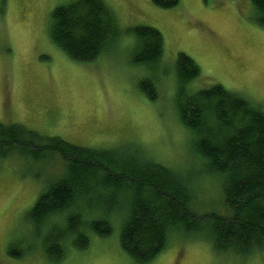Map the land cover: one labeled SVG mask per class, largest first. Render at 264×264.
Segmentation results:
<instances>
[{
    "label": "rangeland",
    "instance_id": "obj_1",
    "mask_svg": "<svg viewBox=\"0 0 264 264\" xmlns=\"http://www.w3.org/2000/svg\"><path fill=\"white\" fill-rule=\"evenodd\" d=\"M70 1L0 0V122L78 146L142 153L192 176L195 209L225 213L221 180L202 175L193 137L176 115L175 62L185 53L199 66L189 93L220 84L264 111V26L256 21L252 0H180L168 9L150 0H103L116 18L117 34L89 61L67 57L49 39L51 11ZM138 25L155 27L163 37L153 100L137 88L150 75L148 67L133 61ZM63 165L57 156L43 163L16 154L0 159V264H138L120 246L119 219L112 220L109 235L90 234L84 249L67 245L60 260L47 258L41 241L19 258L7 254L9 243L21 249L35 240L23 217ZM145 264H264V244L242 257L217 252L202 237L172 234Z\"/></svg>",
    "mask_w": 264,
    "mask_h": 264
},
{
    "label": "trees",
    "instance_id": "obj_2",
    "mask_svg": "<svg viewBox=\"0 0 264 264\" xmlns=\"http://www.w3.org/2000/svg\"><path fill=\"white\" fill-rule=\"evenodd\" d=\"M150 1L168 9L180 0ZM252 4L257 23L264 26V0ZM133 32L138 41L133 61L150 69L137 88L153 100L157 96L153 78L161 74L163 37L148 25H138ZM48 34L67 57L89 61L116 36L117 23L103 0H73L53 8ZM199 72L191 57L178 54L174 107L179 123L193 137L192 150L202 161V175L221 180L225 213L195 209L192 176L174 172L142 153L119 146H78L17 123L0 122V159L16 154L43 163L57 156L64 163L63 171L45 184L23 217L30 222L27 231L33 230L35 242L21 249L11 242L7 254L19 258L22 250L41 241L39 247L47 258L60 260L67 245L84 249L90 234L109 235L113 219L121 222V248L138 264L152 261L172 234L202 237L215 251L242 257L260 249L264 244V111L220 84L189 93L187 87Z\"/></svg>",
    "mask_w": 264,
    "mask_h": 264
}]
</instances>
